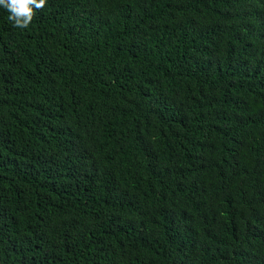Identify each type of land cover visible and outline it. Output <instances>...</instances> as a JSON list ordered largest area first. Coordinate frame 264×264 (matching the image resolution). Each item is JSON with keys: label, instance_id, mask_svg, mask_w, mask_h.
Returning <instances> with one entry per match:
<instances>
[{"label": "trees", "instance_id": "1", "mask_svg": "<svg viewBox=\"0 0 264 264\" xmlns=\"http://www.w3.org/2000/svg\"><path fill=\"white\" fill-rule=\"evenodd\" d=\"M8 15L0 264H264V0Z\"/></svg>", "mask_w": 264, "mask_h": 264}, {"label": "clouds", "instance_id": "2", "mask_svg": "<svg viewBox=\"0 0 264 264\" xmlns=\"http://www.w3.org/2000/svg\"><path fill=\"white\" fill-rule=\"evenodd\" d=\"M45 0H0V7L8 12V19L17 27H26L32 18L33 7L40 8Z\"/></svg>", "mask_w": 264, "mask_h": 264}, {"label": "bare ground", "instance_id": "3", "mask_svg": "<svg viewBox=\"0 0 264 264\" xmlns=\"http://www.w3.org/2000/svg\"><path fill=\"white\" fill-rule=\"evenodd\" d=\"M90 177V176H89Z\"/></svg>", "mask_w": 264, "mask_h": 264}]
</instances>
